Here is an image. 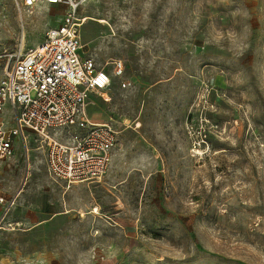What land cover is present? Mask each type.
Here are the masks:
<instances>
[{
	"label": "rangeland",
	"instance_id": "rangeland-1",
	"mask_svg": "<svg viewBox=\"0 0 264 264\" xmlns=\"http://www.w3.org/2000/svg\"><path fill=\"white\" fill-rule=\"evenodd\" d=\"M40 6L0 0V76L61 21ZM79 14L84 51L107 70L124 60L86 106L117 129L111 163L66 186L33 134L27 152L16 139L0 264H264V0H87Z\"/></svg>",
	"mask_w": 264,
	"mask_h": 264
},
{
	"label": "built area",
	"instance_id": "built-area-1",
	"mask_svg": "<svg viewBox=\"0 0 264 264\" xmlns=\"http://www.w3.org/2000/svg\"><path fill=\"white\" fill-rule=\"evenodd\" d=\"M87 0H16L23 12L39 4L63 8L62 19L48 27L42 39L7 58L0 76V187L3 167L15 153V140L24 143L33 134L44 153L48 176L66 186L99 180L109 168L117 129L110 120L95 121L87 113L91 94L103 92L112 75H121L124 60L110 59L107 70L84 51L79 28ZM126 82L123 80L122 85ZM105 94V92L103 93ZM8 104L12 124L6 125L2 110ZM0 191V221L16 203Z\"/></svg>",
	"mask_w": 264,
	"mask_h": 264
},
{
	"label": "crops",
	"instance_id": "crops-1",
	"mask_svg": "<svg viewBox=\"0 0 264 264\" xmlns=\"http://www.w3.org/2000/svg\"><path fill=\"white\" fill-rule=\"evenodd\" d=\"M41 4H39V5H37V6H39V7H41L40 6ZM15 147H16V144H15ZM15 154V153H14ZM7 165V162L5 163V165H4V167H3V175H4V169H5V166ZM0 191L2 192V189H1V187H0ZM3 193V192H2ZM4 194V193H3ZM5 195V194H4ZM6 196V195H5Z\"/></svg>",
	"mask_w": 264,
	"mask_h": 264
},
{
	"label": "bare ground",
	"instance_id": "bare-ground-1",
	"mask_svg": "<svg viewBox=\"0 0 264 264\" xmlns=\"http://www.w3.org/2000/svg\"><path fill=\"white\" fill-rule=\"evenodd\" d=\"M85 17H84V21L86 20V19H89L90 18V16L89 15H84Z\"/></svg>",
	"mask_w": 264,
	"mask_h": 264
}]
</instances>
